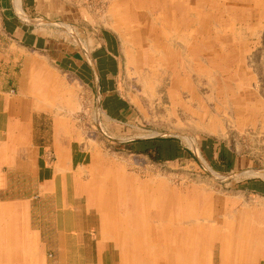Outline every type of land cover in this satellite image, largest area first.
I'll use <instances>...</instances> for the list:
<instances>
[{
	"label": "rangeland",
	"instance_id": "1",
	"mask_svg": "<svg viewBox=\"0 0 264 264\" xmlns=\"http://www.w3.org/2000/svg\"><path fill=\"white\" fill-rule=\"evenodd\" d=\"M109 1L111 16L123 11L134 20V33L118 28V22L114 25L121 35L125 54L124 77L133 87L140 116L130 127L111 129L108 133L83 90L78 87L73 90L69 85L70 103L63 106V101L56 103L52 97L51 117L34 118L37 129L33 137L47 149L51 165L56 161L60 166L63 164L59 161L60 147L72 143L75 151L80 149L67 176V199H57L50 193L48 198L39 197V185L31 183L30 224L32 231L41 232V245L35 254L41 264H138L137 248L124 246L119 254L115 246H106L104 242L120 240L105 241L100 237L101 231H97L101 217L98 219L94 214L87 195L95 187V176L103 182L106 170L112 175L123 173L133 193L141 190L142 195L149 196L150 207L156 204L155 207L164 210L166 196L181 197L193 205L195 218L206 211L210 217H218L223 225L239 204L253 198L247 194L238 198L237 190L245 189L255 180H264V0H201L202 5L197 0H174L172 4L191 5L186 17L176 10L180 7L171 8L168 0ZM187 30L202 33L195 32L190 39ZM202 68L212 71L210 83L201 73ZM50 82V92L59 91L57 85L61 81L52 77ZM248 113H253L259 122L256 133L249 131L246 120L238 118H247ZM214 136L225 138L226 146L245 158L243 166H247L248 160L252 163L250 169L244 167L217 175L197 150L200 142L215 140ZM143 138L151 139L137 140ZM159 140L181 142L191 148L198 162L192 161L190 166L188 162L167 160L157 148L151 150L148 146L154 147ZM9 178L20 177L10 174ZM27 186L20 181L9 182L10 190L15 189L17 194L23 193ZM129 188L125 193L127 205L133 207L136 205L129 199L133 194ZM111 189L115 195L118 188ZM156 193L158 198L151 199ZM6 196L1 194L0 200H7ZM138 200L142 209V200ZM116 201L118 204L119 200ZM60 210L65 213H57ZM176 210L168 208L170 214L179 216L180 211ZM0 216L3 219L0 221H7L1 212ZM154 217L149 216L153 220ZM240 240L241 237L237 244L245 243ZM218 254H210V264H219ZM253 254L250 257H258ZM1 258L3 254L0 264H12Z\"/></svg>",
	"mask_w": 264,
	"mask_h": 264
},
{
	"label": "crops",
	"instance_id": "2",
	"mask_svg": "<svg viewBox=\"0 0 264 264\" xmlns=\"http://www.w3.org/2000/svg\"><path fill=\"white\" fill-rule=\"evenodd\" d=\"M173 1L168 0L169 6L180 7L176 10H181L182 15L186 17L191 5L172 4ZM197 1L198 5H202L201 0ZM99 3H102V6H99ZM165 6L166 4L163 5ZM117 12L114 13L115 17L111 16L109 0H0V195L7 194V200H0V212L7 219L6 222L0 221V225L3 224L0 226V254L4 256L1 261L12 264L42 263L35 255L41 245V232L32 231L30 224L32 182L39 185V197L48 198L54 194L52 197L57 199L68 198L67 176L73 170L74 157L80 149L75 151L72 143L68 147H60L59 161L63 164L60 166L56 161L51 165L47 159V149L42 148L33 137L37 129L34 118L47 119L52 115V107L49 106V103L53 102L52 97L56 103L63 101L64 106L72 101L69 85H72L73 90L77 87L83 90L87 102L95 105V112H98L100 122L108 133L112 132L111 129L120 131L130 127L140 116V110L134 100L133 87L129 85V80L126 82L127 77H124L125 54L121 35L114 25L118 22V28L134 33V20L127 11V14L121 13L123 11ZM204 19H207L206 15ZM174 26L173 22V28ZM186 32L191 39L197 31ZM197 33L200 35L202 32ZM253 67L255 70V66ZM200 71L208 78V82L212 79L209 77L212 72L210 69L202 68ZM52 77L61 81L57 85L59 91L56 90L55 93L52 90L50 92L49 83L52 84ZM239 87L240 85L237 86ZM238 118L246 120L244 123L249 131L257 132L259 122L253 113H248L247 118ZM148 139L151 138L137 140ZM226 141L223 137L203 140L197 150L200 156L208 160L217 175L234 173L244 167L250 169L252 163L248 160L247 166H243L245 158L237 156L228 148ZM148 146L151 150L157 148L170 161L188 162L190 166L192 161L198 162L191 148L175 140H159L155 142L154 147ZM65 160L68 162L67 166ZM10 174L20 178L10 180ZM104 174L103 182L95 176V187L92 195H87V198L91 199L89 205L92 206L94 214L98 219L101 217L98 229H93L101 231L100 237L105 241L120 240L113 243L104 242L106 246H115L119 254L124 246L139 249L146 247L147 250L152 248L153 251L157 245L201 246L207 247L205 258L210 264V254L213 252H219L220 263L224 244V247L230 246L229 258L234 262L240 250L239 242H236L239 241L237 235L248 225L251 231L249 237L253 242L248 247L249 258L253 253L258 254L257 258L249 260L255 264H264V233L261 234L264 232V180H255L245 189L237 190L238 198L241 194L253 198L244 205L239 204L228 218L227 224L223 225L218 217L212 218L206 211L200 218H195V208L181 197L166 196L164 210L155 207L156 204L150 207L149 196L142 195L141 190L139 194L133 193V188L127 179L123 178V173L112 175L106 170ZM11 181H20L28 186L23 193L17 194L15 189L10 190ZM100 183L103 184L99 185ZM113 186L118 188L115 195L112 194ZM127 187H130L133 193L129 199L136 205L134 208L127 205ZM76 197L77 195L73 196V199ZM155 197L158 198L157 193L151 199ZM138 199L142 200V209L137 205ZM116 200H119V205ZM67 206L68 204L63 207ZM168 208L177 209L176 213L180 211V215L170 214ZM64 210L57 213L64 214ZM72 214H75L74 210ZM151 214L155 215L154 220L149 218ZM181 216L186 222L191 220L190 226L173 223L170 225L171 220L174 222ZM165 218H168V221L164 220ZM0 220H3L1 216ZM75 230L78 231V228ZM145 230L147 233L143 232ZM213 231L216 238L212 241L210 238ZM163 233L165 236H162V239H167L165 242L159 241ZM141 252L145 255L142 250Z\"/></svg>",
	"mask_w": 264,
	"mask_h": 264
},
{
	"label": "bare ground",
	"instance_id": "3",
	"mask_svg": "<svg viewBox=\"0 0 264 264\" xmlns=\"http://www.w3.org/2000/svg\"><path fill=\"white\" fill-rule=\"evenodd\" d=\"M164 220L168 221V218H165ZM190 221L186 222V220L183 219V216H181L180 219L176 218L174 222H172V220H171L170 225L172 223L177 224V225L181 224L182 226L185 227L187 225L190 226V224L192 223ZM246 229L244 228L237 235L238 239L241 237L240 241L245 240V242H246L244 245H242L240 243L238 244L240 250H239V253L237 254V257H236L237 260H235L234 262L231 261V259L229 258L230 255L228 253V248L230 250V246L226 245L224 247V244H223L222 249H221V260H220L219 264H255L254 262H251L249 260V259H252V257L249 258L248 252H249L250 248H248V247H249V244L251 245V243H253V242L250 240V237H249L251 231H249L248 225H247ZM185 233L188 234L187 231H185ZM26 234H28V233H26ZM241 235H243V237ZM162 236H165V234L164 233L161 234L159 241L164 240V242H165L167 239H162ZM225 237H226V235H225ZM166 238H170V237L166 236ZM215 238H216L215 231H213L210 239L213 241V240H215ZM228 244H230V243H228ZM211 248H212V246H211ZM206 249H207V247L202 248L201 246H188L187 247V246H178V245H170V246L169 245H163V246L157 245L154 248V251L152 250V248H149L148 250L146 247H143L140 249L137 248V250L140 251V258H138L137 262H135V263H138V264H154V263L155 264H209V261L206 260V258H205ZM251 249H252V247H251ZM141 250L143 251V253L145 255H142ZM244 251H245V254H244ZM153 252H155L156 254H154ZM71 255H72V253H71ZM136 256H137V254H136ZM142 256H143V259H142ZM143 260H146V261L143 262Z\"/></svg>",
	"mask_w": 264,
	"mask_h": 264
},
{
	"label": "trees",
	"instance_id": "4",
	"mask_svg": "<svg viewBox=\"0 0 264 264\" xmlns=\"http://www.w3.org/2000/svg\"><path fill=\"white\" fill-rule=\"evenodd\" d=\"M142 152H144V153H145L146 151H142Z\"/></svg>",
	"mask_w": 264,
	"mask_h": 264
}]
</instances>
